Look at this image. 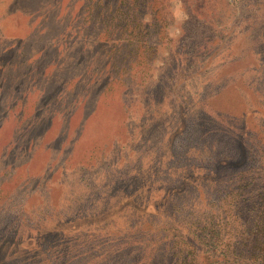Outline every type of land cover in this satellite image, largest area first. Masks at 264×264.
<instances>
[{"label": "rangeland", "instance_id": "374dc122", "mask_svg": "<svg viewBox=\"0 0 264 264\" xmlns=\"http://www.w3.org/2000/svg\"><path fill=\"white\" fill-rule=\"evenodd\" d=\"M263 170L264 0H0V264H175Z\"/></svg>", "mask_w": 264, "mask_h": 264}, {"label": "trees", "instance_id": "16d2710c", "mask_svg": "<svg viewBox=\"0 0 264 264\" xmlns=\"http://www.w3.org/2000/svg\"><path fill=\"white\" fill-rule=\"evenodd\" d=\"M247 147L246 144L238 156H224L219 161L229 163L224 166L228 171H242L249 159ZM219 174L214 167L210 178ZM255 179L253 171L247 175L238 173L228 193L222 196L223 190L218 189L220 197L215 203L218 212L204 214L191 223L189 238L178 232L179 242H190L177 248L175 264H264V170L255 197H241L248 183Z\"/></svg>", "mask_w": 264, "mask_h": 264}]
</instances>
